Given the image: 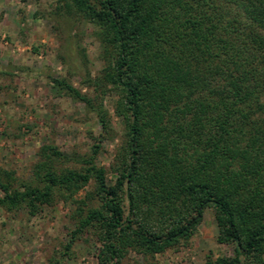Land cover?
Instances as JSON below:
<instances>
[{
  "label": "trees",
  "instance_id": "16d2710c",
  "mask_svg": "<svg viewBox=\"0 0 264 264\" xmlns=\"http://www.w3.org/2000/svg\"><path fill=\"white\" fill-rule=\"evenodd\" d=\"M56 1L58 15L98 29L104 68L83 83L95 97L52 81L96 114L101 133L85 155L44 145L34 182L0 171V209L34 217L73 204L65 252L91 232L98 264L187 243L212 210L218 242L234 249L216 264H264V0ZM112 94L122 119L113 185L97 164L115 138L103 104Z\"/></svg>",
  "mask_w": 264,
  "mask_h": 264
},
{
  "label": "rangeland",
  "instance_id": "374dc122",
  "mask_svg": "<svg viewBox=\"0 0 264 264\" xmlns=\"http://www.w3.org/2000/svg\"><path fill=\"white\" fill-rule=\"evenodd\" d=\"M57 13L56 0H0V171L26 183L34 182L33 167L44 145H54L65 155H85L101 133L96 114L60 94L52 81L62 77L95 97L94 87L83 83L100 77L104 68L98 29ZM117 100L112 94L103 101L115 138L103 142L97 158L111 185L122 141ZM93 189L90 182L76 199ZM74 208L60 201L42 207L34 217L23 210L0 209V264H98L100 244L91 232L65 252L75 228L70 218ZM233 255L232 246L218 242L213 211L207 210L187 243L155 256L130 250L121 264H216L217 259Z\"/></svg>",
  "mask_w": 264,
  "mask_h": 264
}]
</instances>
